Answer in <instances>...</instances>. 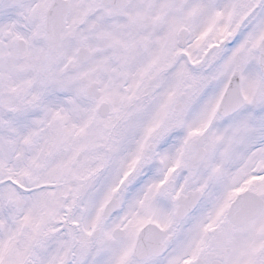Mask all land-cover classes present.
<instances>
[{"label":"snow or ice","instance_id":"obj_1","mask_svg":"<svg viewBox=\"0 0 264 264\" xmlns=\"http://www.w3.org/2000/svg\"><path fill=\"white\" fill-rule=\"evenodd\" d=\"M0 264H264V0H0Z\"/></svg>","mask_w":264,"mask_h":264}]
</instances>
